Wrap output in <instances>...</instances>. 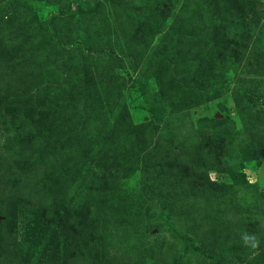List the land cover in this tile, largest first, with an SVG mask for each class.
Instances as JSON below:
<instances>
[{
	"label": "rangeland",
	"instance_id": "rangeland-1",
	"mask_svg": "<svg viewBox=\"0 0 264 264\" xmlns=\"http://www.w3.org/2000/svg\"><path fill=\"white\" fill-rule=\"evenodd\" d=\"M0 264H264V0H0Z\"/></svg>",
	"mask_w": 264,
	"mask_h": 264
}]
</instances>
